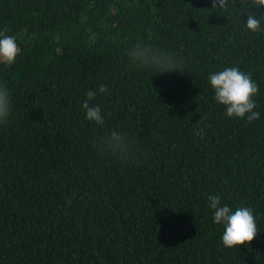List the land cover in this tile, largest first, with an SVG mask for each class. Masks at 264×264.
<instances>
[{
  "label": "trees",
  "instance_id": "1",
  "mask_svg": "<svg viewBox=\"0 0 264 264\" xmlns=\"http://www.w3.org/2000/svg\"><path fill=\"white\" fill-rule=\"evenodd\" d=\"M248 0H0L20 48L0 63V264H264V19ZM142 42L177 71L130 66ZM238 67L259 86V119L229 118L209 76ZM106 84L107 94L98 92ZM97 92L103 125L85 119ZM203 129V134L197 133ZM112 131L127 158L101 155ZM250 207L258 235L225 248L208 197Z\"/></svg>",
  "mask_w": 264,
  "mask_h": 264
},
{
  "label": "clouds",
  "instance_id": "2",
  "mask_svg": "<svg viewBox=\"0 0 264 264\" xmlns=\"http://www.w3.org/2000/svg\"><path fill=\"white\" fill-rule=\"evenodd\" d=\"M227 5L228 0H212V8L225 9ZM246 7L260 9L264 7V0H248ZM262 19L264 16L258 19L254 13L249 11L246 28L251 32L261 31ZM6 31L7 29L0 31V63L12 65L21 50L15 37L5 35ZM125 55L129 59L130 66L156 70L158 74L177 71L180 64L179 58L173 53L153 48L150 44L142 42L127 49ZM209 83L214 89L216 102L225 106L226 115L229 118L244 119L246 117L248 122L259 119L260 113L253 111L256 108L253 97L257 95L259 86L252 80L250 73L246 74L238 67H230L211 74ZM98 92L107 94V85L100 84ZM96 95L97 92L88 91L82 107L85 110V119L100 126L104 124L101 108L98 104L90 106ZM10 109V92L6 86L0 84V124L7 123ZM197 134L202 135L203 129H200ZM134 145L135 140L121 131H112L94 141V147L99 154H110L121 158H127ZM207 199L208 207L214 210V223L224 226L221 240L225 248L248 245L257 237V223L252 208L240 206L232 211L228 206H221L219 195H211Z\"/></svg>",
  "mask_w": 264,
  "mask_h": 264
}]
</instances>
